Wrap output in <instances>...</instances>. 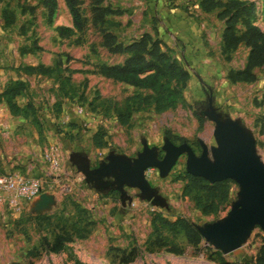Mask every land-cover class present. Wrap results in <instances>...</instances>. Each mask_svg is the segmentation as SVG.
<instances>
[{"label":"rangeland","instance_id":"1","mask_svg":"<svg viewBox=\"0 0 264 264\" xmlns=\"http://www.w3.org/2000/svg\"><path fill=\"white\" fill-rule=\"evenodd\" d=\"M254 1L257 5L255 23L264 31V20L260 12L262 0ZM57 2V9L50 21L37 0L0 2V28L4 30L0 32V41L5 39L7 33H12L14 42L18 43L19 37V47H31L32 40H35L41 47L38 52L45 57L46 64H43L54 66L60 60L61 68H68L63 74L69 75L68 81L64 80L62 85L55 75L34 77V89L26 100L37 108L36 116H29L31 129L26 134L16 132L14 141L11 135L0 136V142L4 144H22L24 156L33 149V145H39L37 156L40 159L47 137H53L49 141L59 145L62 157L59 171L51 172L58 175L53 179L54 185L43 196H36L28 208L16 213L0 205V264H76V260L86 264H219L213 250L202 244L192 247L186 243L182 234L173 235L165 229L161 232L162 236L182 248V252L173 253L166 246L150 245L149 240L154 236L151 217L155 212L169 219L181 215L198 224L220 218L236 199L238 185L235 182L230 183V198L222 205L220 212L205 215L188 196L181 194L183 181L176 176L185 169V154L177 158L163 177L158 175L156 168L152 169L148 180L161 196L162 202L159 205L140 199L137 188L125 186L127 197H120V193L110 185L97 188L94 183L85 181L72 159L74 156L84 157L93 167L110 152L132 158L141 150L143 141L160 147L167 130L175 136H184L199 154L201 147L198 139L207 145L215 144L213 122L202 116L203 122L198 128L196 118V114L200 115L207 106V97L211 95L213 105L222 115L238 119L252 132L256 151L264 162V136L259 134L254 125L255 117L264 113V102L258 103L264 92V64L254 69L256 79L252 82L228 81L225 77L227 70L244 65L248 48L240 44L226 60L220 52L223 20L217 18V10L206 12L200 18L196 10L198 0H104V4L108 3L123 11L110 16L114 23L111 29L123 42L138 37L145 28L152 33L156 31L160 13L153 6L165 12L177 8L209 24L201 33L203 45L209 48L206 52L208 60L201 61L200 65L182 58L180 60L190 71L191 77L178 105L161 113H155L150 107L144 108L134 113L129 125H121L113 119L115 111L123 105L125 96L135 89L123 82L92 73L91 70L95 63L119 62L123 56L111 54L101 45L98 26L90 20L88 0H82L81 3V10L87 19L83 32L59 38L54 26L69 25L71 18L64 1ZM32 4L33 13L21 12V6ZM3 8L13 12L14 22L9 26H4L1 14ZM134 9L137 11L133 14ZM172 53L174 55L173 50ZM67 103L70 116L59 119L62 112L67 111ZM75 104H82L95 116L104 119L97 122V126H104L108 130L104 146H94L91 136L95 130L76 123L79 121L73 110ZM39 111L45 114L48 122L41 118ZM47 123L51 124L50 129ZM48 130H51L50 133ZM175 142L179 140L175 139ZM162 153L160 151V156ZM30 154L35 156L32 152ZM51 173L45 164L38 171V175L43 178ZM77 206L88 210L89 216L96 222L90 234L83 239L75 238L57 253L43 249L40 236L46 234L47 230L44 227L38 228L30 218L31 215L41 213L50 215L53 220H71L77 215ZM263 233L259 226H255L244 243L228 253H222V258L230 262L252 260Z\"/></svg>","mask_w":264,"mask_h":264},{"label":"trees","instance_id":"2","mask_svg":"<svg viewBox=\"0 0 264 264\" xmlns=\"http://www.w3.org/2000/svg\"><path fill=\"white\" fill-rule=\"evenodd\" d=\"M9 1V0H0ZM71 18V24H57L54 30L59 38H68L76 32H83L87 19L81 10L82 0H63ZM90 5V20L98 26L101 35V45L111 54L122 55L119 62L95 63L92 73L99 74L113 81L123 82L132 86L135 91L124 98L123 105L115 111V117L119 124L129 125L135 112L150 107L155 113H161L167 109L175 108L181 101L183 90L191 77L190 71L172 53V49L156 35L144 31L138 37L123 42L111 29L114 26L111 15L121 14V8L104 4V0H88ZM46 11L47 19L50 21L54 15L58 2L57 0H37ZM198 7L203 12L217 10V18L223 20L221 30L220 52L225 59L230 58L240 44L248 48L245 63L239 68H230L225 77L230 82H252L256 79L255 68L264 64V31L255 23L257 5L254 0H198ZM33 13L34 5L21 6V12ZM260 12L264 20V0H262ZM1 14L4 26L14 22L12 10L3 8ZM31 47L21 45L20 53L34 52L41 49L32 40ZM25 74L55 75L56 80L62 85L68 81L69 75H64L67 67L61 68V61L57 60L54 66L37 63L35 65L18 66ZM71 71V70H69ZM27 82L22 79L8 80L0 91V102H4L10 113L15 116L29 117L36 116V107L31 101L20 105L17 97L27 89ZM264 102V92L258 103ZM198 128L201 127L203 117L196 114ZM254 125L258 128L259 134L264 136V113L254 119ZM105 129L98 126L92 134V142L96 147L105 145ZM166 135L175 142L186 141L184 136H175L169 130ZM177 179L183 181L181 194L188 196L195 204V207L202 214L216 215L220 212L222 205L230 198L231 179H223L209 182L201 176L191 175L185 169L177 174ZM113 192L114 189H111ZM116 192V191H115ZM77 215L69 220H53L48 214H32L31 219L38 228L44 227L46 234L40 236V245L49 252H60L66 248L69 242L75 238H86L95 226V220L89 216L88 210L77 206ZM152 231L154 236L149 244L155 247L166 246L168 251L181 253L182 248L170 243L162 236V230L177 235L182 234L187 244L192 247L203 245V237L193 226L192 222L184 216L176 215L173 219L155 212L151 217ZM205 248L213 250L217 255L219 264H264V233L261 242L256 250L254 258L250 261L230 262L222 258V252L209 245ZM125 260V259H124ZM76 264H86L78 260Z\"/></svg>","mask_w":264,"mask_h":264},{"label":"water","instance_id":"3","mask_svg":"<svg viewBox=\"0 0 264 264\" xmlns=\"http://www.w3.org/2000/svg\"><path fill=\"white\" fill-rule=\"evenodd\" d=\"M213 122L215 144L207 145L201 139L197 154L187 142H173L167 135L160 147L143 141L135 157L110 152L91 167L81 156H74L73 163L84 175L85 181L97 188L114 187L120 197H127L124 187L139 190V198L159 205L161 196L145 176V169L156 168L160 177L165 176L181 154H185V170L209 182L231 179L238 185L236 199L227 212L212 221L193 226L203 240L222 253L238 248L259 226L264 231V162L256 151L252 132L238 119L222 115L207 97V106L199 113ZM160 151L162 155L160 156Z\"/></svg>","mask_w":264,"mask_h":264},{"label":"crops","instance_id":"4","mask_svg":"<svg viewBox=\"0 0 264 264\" xmlns=\"http://www.w3.org/2000/svg\"><path fill=\"white\" fill-rule=\"evenodd\" d=\"M139 2L141 3V1ZM153 9L158 10V12L160 13V19L157 23L156 26L157 29L154 33H156V35L160 37L174 51V56H176L179 60H181L182 58L187 62H191L199 65L202 64L201 61L208 60L209 56L207 55L206 52L209 51V48L203 45L201 39L202 29L205 27L208 28L209 26V24L205 20L201 21L199 19H195L191 16H188L185 12L177 8L168 9L166 12L165 10L162 9L160 10V8L157 6H153ZM196 10L200 18H202L203 15L206 13L201 11L198 5ZM136 11L137 10L134 9L133 14ZM113 18L115 19V17ZM136 19L137 18H135L134 20ZM145 31L154 34L147 28H145ZM0 32L3 33L4 30L0 28ZM4 37L5 39H2V41H0V91L3 89L6 82L9 79L19 78L25 80L28 84L27 89L23 92L22 95H19L17 97V102L20 105H22L23 102L29 99L31 92L34 89L33 88L34 83L32 81L34 77L40 78L44 75L25 74L20 69H18V66L45 63V57L41 55L38 51L20 53L18 50L20 45L19 37H18V41H19L18 43L16 41L15 42L13 41L14 38L12 33H7L4 35ZM129 40H131V38ZM68 104L69 103L65 104L67 107V111L64 110L65 112L64 111L62 112L63 114L59 116V119H67L70 116L71 111H68L69 110ZM39 114L41 115V118H44V120L48 122L47 119L45 118L46 117L45 114H42L41 111H39ZM75 117L77 118L76 120L79 121L76 123H80L81 118L77 117L76 115ZM30 123L31 122L29 117L26 118L11 114L7 105L4 102H0V136L11 135L12 141H14L15 140L14 136L15 134H17L16 132L20 131V133L22 132L25 133L31 129ZM47 124H48V128L50 129L51 124L49 123ZM90 129H92V131L96 130L95 128H90ZM50 131L51 130H48L49 133ZM50 139L51 137H47V144L53 142V141H49ZM51 140H53V137ZM30 142L28 141V143ZM38 148L39 145L38 146L33 145V149L29 151V153L26 156H24L25 154L23 153L24 148L22 144L17 145L16 142L15 144L10 145L6 143L4 144V142L3 143L0 142V171L3 172L10 170H20L27 175H38L39 169H41L43 164H45L43 163L44 162L43 158L40 159L37 156ZM31 152L35 156H31L30 154ZM45 193L46 192L43 191V193L41 192L37 196H43ZM34 198L32 199L30 205L33 204Z\"/></svg>","mask_w":264,"mask_h":264},{"label":"built area","instance_id":"5","mask_svg":"<svg viewBox=\"0 0 264 264\" xmlns=\"http://www.w3.org/2000/svg\"><path fill=\"white\" fill-rule=\"evenodd\" d=\"M73 110L75 115L81 118L80 123L89 128L96 129L98 120L102 119L95 116L82 104H75ZM113 119L116 122L115 116ZM105 132L108 133V130L105 129ZM42 158L49 173L59 171L61 152L56 142H50L43 148ZM152 169L153 167L145 169L144 173L147 179L151 177ZM54 173L48 174L46 178H43L41 175H27L20 170L0 171V205L10 212L19 213L23 211L29 207L35 196L49 190L54 185L55 180L53 179L58 176ZM203 245L209 244L204 241Z\"/></svg>","mask_w":264,"mask_h":264}]
</instances>
